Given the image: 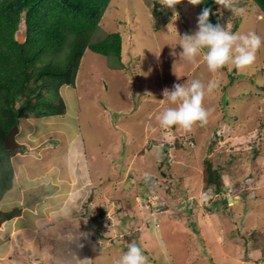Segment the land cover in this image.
Here are the masks:
<instances>
[{
  "label": "rangeland",
  "instance_id": "obj_1",
  "mask_svg": "<svg viewBox=\"0 0 264 264\" xmlns=\"http://www.w3.org/2000/svg\"><path fill=\"white\" fill-rule=\"evenodd\" d=\"M229 2L232 9L224 4L218 7L221 27L241 34L255 31L264 39V14L252 0ZM199 15V0H111L93 40H101L110 33L120 34L123 77L120 75L119 79L109 69L92 74L85 65L76 90L68 86L60 89L59 95L67 109L63 117L35 119L30 115L19 123L20 131L15 141L21 143L20 146L27 144L25 135L31 130L44 133L45 139L53 137L58 130L65 132L66 140L80 134L78 138L85 144L92 172H102L111 179L110 182L103 179L100 189L96 185L95 199L85 203H90L89 208L81 206V215L75 216L73 222L59 225L56 235L45 237L53 244L48 264H81L84 260V264H115L131 242L144 248L150 264H166L165 260H169L168 264H207L203 252L209 247L201 246L200 237L208 228L217 241L231 239L234 242L233 250L237 249L231 255L233 261L249 260L245 263L250 264L257 257L258 248L263 247L264 242V47L257 51L255 62L243 70L229 64L211 71L203 60L189 62L180 57L179 36L198 30ZM169 24L175 28L169 30ZM87 51L82 61L89 55L93 58V53ZM105 61L115 69L119 67L115 58L105 57ZM105 61L100 62V66ZM192 79L205 84L213 80L218 84L205 99V106L212 110L208 122L191 130L175 125L161 128L158 117L170 106L164 100V90ZM103 83L107 87L105 93ZM126 127L137 143L145 137V130L148 136L158 131L160 138L167 142L160 149H167L168 156H160L162 164L157 168L147 160V167L154 168L151 173L155 175L148 173L144 178L147 181H151L149 176L156 179L139 190V196L143 192L144 197L130 216L131 228L121 223L115 229L116 213L110 215V228L101 227L97 224L98 217L107 214L110 206L117 211L120 205L128 208L133 203L130 196L120 199L130 190L126 189V184L113 186L112 178L116 174L123 175L122 170L117 165L113 168L110 160L104 162L108 148L117 152L110 157L117 160L126 157L125 146L121 145L128 139L127 135H121ZM48 142L60 153L65 141L48 138ZM153 143L158 145L159 141L147 138L145 149ZM206 160L220 175L221 192H215L214 186H206L203 181ZM184 161H188L189 166L182 168ZM124 163L127 165L126 160ZM162 172L167 176H161ZM194 180L199 186L195 190ZM102 189H108L107 196L104 194L103 200L97 202ZM206 193L210 197H204ZM153 197H158L157 204ZM151 201L155 202L154 207L161 205L162 209L154 213L155 208L146 206ZM236 213H243L242 217L248 220L247 232L240 217H232ZM119 230L128 233L120 238ZM82 243V250H78L75 245ZM103 253L106 256L101 258L99 255ZM38 260L33 255L26 259L28 264H36ZM263 262L264 259L260 263Z\"/></svg>",
  "mask_w": 264,
  "mask_h": 264
},
{
  "label": "crops",
  "instance_id": "obj_2",
  "mask_svg": "<svg viewBox=\"0 0 264 264\" xmlns=\"http://www.w3.org/2000/svg\"><path fill=\"white\" fill-rule=\"evenodd\" d=\"M92 56L93 58L89 55L85 61L81 60L76 82H74V90L78 87V82H80L79 78L84 71L83 68L85 65H87L88 71L90 70L92 74L99 73L103 69H109L115 72L119 79L121 76L123 77L124 66L121 67V69L123 68L122 70H118L119 68L116 66L115 69L110 66V64H106L105 57L97 54H92ZM96 61H98V63ZM104 61L105 64L101 63L100 66V62ZM106 91L107 87L106 84H104V93ZM66 110L65 105V114L67 112ZM121 121L122 120H120V124H122ZM117 122L119 121L117 120ZM118 128L120 129L119 126ZM145 132V137L140 140L139 143L133 139L132 131L128 127L121 132V135L124 134L128 136L127 141L121 144L123 147L125 146L124 153L126 157L124 160H117L114 157H110L109 155H112V153L117 154L112 148L111 150L108 148V151L105 152L107 156L104 158V162L110 160L113 168L117 165V168L123 172V175L116 174L115 177L112 178L113 186H124L125 184L127 186L128 183H131V185H129L130 190L126 191L120 199H123L124 196H130L132 197L133 203H131L128 208L123 206L125 204L118 205L120 207L116 208L118 212L113 211L114 206L112 205V207L110 206V208H108L110 210L107 213L108 215L104 214L110 217V215L116 213L114 216L115 229L119 228V224L121 223L131 228L130 225H132V221H130V216L134 213L135 208H138L140 200H143L144 197L143 192H140L142 195L139 196V190L146 185L149 186V184L153 183L156 179L155 177L149 176L151 181H147L144 178L148 173L152 174L151 172H154V168L147 167V160H151L155 168H157L160 166L159 164L162 162V158L165 157L167 149H160L161 146H159L163 141L162 138H160V133L156 131V133H152L148 136V130H145ZM64 133V131L61 132L58 130L53 137L47 136L45 139L44 133L38 134V132L31 130L25 135V142H27V144L24 145L25 150L16 153L11 159L14 177L11 189L6 192L0 201V214L9 213L13 209H18L20 214L11 220L3 221L0 225V264H28L26 259L31 257V255L39 258L36 264H48L49 258L52 257V253L49 252L52 250L53 244H51L50 241H46L45 237L49 238L48 236H51L49 234L56 235V230L59 225L73 222V218L79 216V210L82 208L81 206L86 205L85 203H87L88 199H95L96 185L97 188L100 189L101 185L99 183L103 179L108 180V182L111 181V179L107 178L102 172H97L96 170L92 172L89 160H87L86 157L85 144L78 138L80 134L73 135L66 140L67 135L64 137ZM166 135L168 136V134ZM43 138L44 140H42ZM48 138L61 142H63V140L65 141L60 153L52 149L51 145L48 144ZM147 138H150V140H157L159 144L154 145V142L153 145H148V149L146 150ZM169 152L171 153V150H169ZM162 155L163 157H160ZM125 160L127 165L124 163ZM187 162L188 161H184L181 163L182 168H185V165L189 166ZM132 172L133 174L131 175ZM159 174L163 177L167 176L166 172ZM195 180L192 182L194 185ZM197 184L194 190L199 188ZM100 193L102 194L97 198V202L103 200L104 194L107 196L108 189H102ZM231 200L228 194L227 201L230 202ZM234 203L236 204V202ZM89 205L90 203L86 206L89 208ZM239 205L240 202H237V206ZM224 211L227 212V209L224 208ZM228 214V212L225 213L227 217ZM242 215L236 213L233 214L232 217H240L239 221L244 222L243 228L247 232L246 224L248 220L246 217L243 218ZM124 217H127V219L125 220ZM230 219L231 218H229V220ZM244 219H246V221ZM98 222L99 221H97V224L102 227L103 224ZM250 223L251 220H249V224ZM235 229L237 230V228ZM94 230L98 232L96 228ZM119 233L124 234L128 232L127 230H119ZM238 234H241L240 231ZM86 235L87 233L84 234L85 237ZM214 237L213 231L209 228L204 231V235L200 237L202 240L201 246L204 247V249L205 245L209 247V250L207 249L203 252L207 256V264H246L245 262L249 261H233L231 255L237 249L236 247L233 250L234 242L231 239H225L223 242H219ZM246 239L245 237L244 244L247 243ZM81 246H83V243L82 245H75L78 250H82ZM218 248H220V252H218ZM261 251L264 252V242L263 247L258 248L257 257L250 264H264V262L260 263L264 259V253ZM99 256L103 258L106 254L103 253V255ZM165 263L168 264L170 262L169 260H165Z\"/></svg>",
  "mask_w": 264,
  "mask_h": 264
},
{
  "label": "trees",
  "instance_id": "obj_3",
  "mask_svg": "<svg viewBox=\"0 0 264 264\" xmlns=\"http://www.w3.org/2000/svg\"><path fill=\"white\" fill-rule=\"evenodd\" d=\"M111 0H0V201L13 182L12 157L24 151H5L8 131L32 115L35 119L63 116L59 95L63 86L75 88L77 72L87 50L121 64L122 38L107 34L94 41ZM264 14V0H252ZM200 13L211 8L209 20L222 25L215 0H199ZM25 15L27 38L14 41L18 20ZM88 52V51H87ZM167 144L166 140L159 146ZM168 155L165 154V157ZM166 162V161H164ZM203 181L221 192V178L207 160ZM226 200V199H225ZM20 214L18 209L0 214V225Z\"/></svg>",
  "mask_w": 264,
  "mask_h": 264
},
{
  "label": "clouds",
  "instance_id": "obj_4",
  "mask_svg": "<svg viewBox=\"0 0 264 264\" xmlns=\"http://www.w3.org/2000/svg\"><path fill=\"white\" fill-rule=\"evenodd\" d=\"M215 2L232 9L229 0ZM212 14L214 13L211 8H204L197 18L198 30L194 34L179 36L178 44L182 48L180 57L189 62L203 60L211 71H217L229 64L238 70L251 66L256 60L257 51L264 47V39L255 31L241 34L229 28L225 30L220 24L210 22L209 17ZM168 27L169 30L175 28L173 24ZM217 87L218 84L213 80L205 84L199 79H192L174 84L171 90L165 89L164 100H167L170 106L158 117L160 127L168 129L175 125L191 130L194 126L206 124L212 110L205 106V99ZM160 243L163 246V240ZM85 261H81V264ZM115 264L150 262L144 248L137 242H131Z\"/></svg>",
  "mask_w": 264,
  "mask_h": 264
},
{
  "label": "water",
  "instance_id": "obj_5",
  "mask_svg": "<svg viewBox=\"0 0 264 264\" xmlns=\"http://www.w3.org/2000/svg\"><path fill=\"white\" fill-rule=\"evenodd\" d=\"M18 21L19 22L17 25V29L14 33V41L22 45L26 42V38H27L25 15L24 14L21 15ZM18 133H19L18 126H14L12 129L8 131L7 135L5 136L4 143H3L4 144L3 149L5 151L15 152L18 149L19 144H16V141H15V137L16 135H18ZM129 185H131V183H128L126 188L129 187Z\"/></svg>",
  "mask_w": 264,
  "mask_h": 264
},
{
  "label": "built area",
  "instance_id": "obj_6",
  "mask_svg": "<svg viewBox=\"0 0 264 264\" xmlns=\"http://www.w3.org/2000/svg\"><path fill=\"white\" fill-rule=\"evenodd\" d=\"M214 195V194H213ZM208 197L209 195L206 193V194H204V197ZM210 197V196H209ZM156 198H158V197H153V199L155 200ZM158 199H156V204L158 203V201H157ZM204 201V200H203ZM149 204L150 205H148V203H146V206L147 207H150V208H155L154 210H153V212L154 213H156L158 210H161L162 209V207H154V206H156V204H155V202L154 201H151V203L149 202ZM146 207V208H147ZM98 221L99 222H102V224H103V226H105V227H111L112 226V219H111V217H109V216H107V215H103V217H98ZM120 238H123V235L122 234H120Z\"/></svg>",
  "mask_w": 264,
  "mask_h": 264
}]
</instances>
